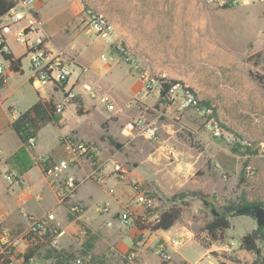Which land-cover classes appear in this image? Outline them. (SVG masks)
<instances>
[{
	"label": "rangeland",
	"instance_id": "obj_1",
	"mask_svg": "<svg viewBox=\"0 0 264 264\" xmlns=\"http://www.w3.org/2000/svg\"><path fill=\"white\" fill-rule=\"evenodd\" d=\"M69 2L79 8L71 19L66 11L67 0H29L27 6L33 11L41 8L42 27L52 48L64 52L82 68H70V80L79 75L77 83L91 87L98 96L109 95L114 108L107 111L84 92L75 93L81 103L82 114L78 115L75 98L63 101L60 96L49 95L55 102H63L64 109L59 114L60 126L50 124L40 130V150L54 152L67 135L97 147L104 162L100 171L108 173V180L96 183L88 178L89 184L81 185L79 191L83 196L93 195L92 208L102 203L108 209L107 194L119 202L115 215L126 207L132 219L151 222L162 210L180 204L178 198H172L174 195L186 194L184 200L188 203L168 231L136 233L124 255L111 248L113 243L105 245L98 238L87 240L78 255L88 254L90 248L98 246L102 255L110 256L103 259V264H252L256 256L240 249L239 238L255 229L253 220L230 218V228L223 233L222 240L209 246L203 228L212 217L211 207L221 212L224 206L243 200L264 204V0ZM94 13H101L112 22L114 47L88 32V17ZM23 25L24 22L11 25L6 38L9 40ZM102 54L109 64L100 60ZM0 65L8 69L1 56ZM22 66L23 75L8 76L7 87L0 90V96L16 90L7 102L13 103L16 117L29 107L36 94L25 81L31 73L27 57L22 58ZM143 74L158 83L179 82L182 90L192 91L202 105L212 108L227 130L242 136L249 145L230 147L212 139L205 131L203 118L190 109L180 110L179 99L160 102L157 88L145 89ZM255 75L263 79L258 81ZM136 117L154 123V140L121 133ZM3 119L0 116V125ZM109 137L117 146L109 142ZM4 144L8 153L16 150L19 141L12 134L5 136ZM25 160L29 159L24 149L10 159L21 174L26 171ZM114 164L123 172H115ZM248 168L254 174H249ZM28 178L31 184H22L21 188L0 174V209L13 214L28 211L41 215L53 207L51 192L37 170L28 172ZM135 184L151 207L136 203ZM21 192L29 193L31 198L25 199ZM192 192L207 196L209 205H204ZM129 231L127 226H114L105 239L114 242L118 233L124 236ZM180 238L184 240L183 246H172V241ZM258 246V264H263L264 239ZM131 253L134 257L129 259ZM44 257L47 258L46 249L39 254V259ZM50 262L55 264L52 259Z\"/></svg>",
	"mask_w": 264,
	"mask_h": 264
},
{
	"label": "built area",
	"instance_id": "obj_2",
	"mask_svg": "<svg viewBox=\"0 0 264 264\" xmlns=\"http://www.w3.org/2000/svg\"><path fill=\"white\" fill-rule=\"evenodd\" d=\"M210 3L213 0H208ZM29 0L19 1L17 5L6 15L0 18V56L8 52L4 32H7L13 24L24 22V25L18 29L13 37L16 43L25 48V56L28 58L31 77L30 84L39 91L42 88L51 87L54 94L61 95L63 101H71L76 94L73 87L67 88L71 77L70 68L73 70L75 64L64 52L57 50L51 51L47 48L44 39L40 35L30 41L29 34L37 33L40 29V22L35 16V12L28 5ZM23 10V11H22ZM88 32L93 33L96 37H100L115 46L116 38L114 37V27L112 22L101 13L90 14L88 17ZM100 60L109 64V60L105 55L100 56ZM5 61V60H4ZM8 63L7 61H5ZM12 74L9 69H5L0 65V76L8 78ZM144 87L149 91L157 88L160 92V83L150 80L145 74L142 75ZM83 90L92 100H97L105 110L112 111L114 106L109 95L98 96L91 87L84 85ZM179 99L180 110L190 109L194 113L203 118L204 128L212 139L218 140L230 147H245L249 143L236 132L227 130L222 123L214 116L212 108L202 105L193 93L182 90L179 84H173L166 95L165 102H173ZM64 109L63 102H55V110L57 114H61ZM121 133L125 136H134L135 134L143 137L145 140H154L157 136V127L154 123L146 121L143 117H136L126 124ZM60 145L64 150V156L59 159H53L49 156H34L35 165L40 169L46 183L53 190L58 206H66L71 216L77 217L82 213L83 206L75 202L76 193L80 187L82 180H78L71 173L75 168L88 165L90 172L88 178H92L96 183H102L101 167L104 162L99 157V151L94 144H90L76 136H64L60 140ZM36 139L29 138L26 144L28 150H34ZM1 153V149H0ZM115 172H123L118 164L113 165ZM249 174H254V170L247 169ZM3 177L7 181L17 182L16 178L9 172H4ZM136 193V203L143 207H151L147 196L138 191V185L133 186ZM110 193L113 190L109 191ZM98 210L106 212V205H101ZM23 217V223L19 227H13L6 221L5 217L0 213V264H52L51 258L39 259V254L43 250H51L52 252H60V218L56 212H47L46 214L37 216L25 211H20ZM120 226H128L133 222L127 208H123L116 218ZM182 238L173 240L172 246L180 248L183 246ZM39 246L35 255L26 258L30 248ZM134 254L129 255V259ZM167 257V256H163ZM71 264H97L90 256L81 254L75 256Z\"/></svg>",
	"mask_w": 264,
	"mask_h": 264
},
{
	"label": "crops",
	"instance_id": "obj_3",
	"mask_svg": "<svg viewBox=\"0 0 264 264\" xmlns=\"http://www.w3.org/2000/svg\"><path fill=\"white\" fill-rule=\"evenodd\" d=\"M39 10H41V8L35 10L34 12L37 14V16L39 18L40 29L35 34L34 33L29 34L28 37H29L30 41H32L36 37V35H40L44 39L47 48L49 50L55 52V50L52 48L48 38L46 37L48 34L46 35V32L44 31V29L42 27L41 15H40ZM66 11L69 12V14H70L69 19H71L72 17L74 18L78 14L79 8H77L75 5H71L69 0H67ZM10 29H11V26L9 27L7 32H4V38L6 40V45H7L8 51L15 58L26 57L25 56V48L23 46H21L20 44L15 42L14 37H13L14 34H12L9 37V40L6 38V34L10 33ZM30 36H33L34 38L31 40ZM14 50H16L18 53H15ZM76 66L80 67L79 63H77V65H75V68H76ZM21 70H22V75H23L24 71H23V66H22V59H21ZM14 74L15 73L12 72L11 75H14ZM30 77H31V73L29 74V76L26 77V80H25L29 84H30ZM78 78H80L79 75H78V77H76L72 80H69L67 88L72 86L74 93L81 94L82 92H84L86 94V92L83 90V87L86 84L82 85V84L77 83ZM7 83H6L5 87H7ZM15 91L16 90L14 89L8 95L0 96V116H2V118H4L1 125H0V149H1V153H0V174H2V177H3L4 172H9L11 175L13 173H15L16 175L15 176L13 175L14 178H16V180H17V182H15V183L18 184L22 188V184H25V183L31 184V180H29V178H28V172H30L33 169L37 170L40 177L46 183V180H45L44 176L42 175L40 169L34 163V160H33L34 156L44 155V156H49L53 159H59V158L64 156V150L60 144H59V146H57V149L54 152L51 151V153H48L47 151L40 150V146H39L38 140H37L39 133L37 134V137H36V147L38 146V148H37L38 150H36V152H33L32 150H28L26 148V146L24 147L21 144L17 135L15 134V132L10 127L11 122L16 118V115H14V105L12 102L10 104L7 103V102H9L8 100L11 98V96L13 95V93ZM35 92H36L35 97L32 100H30L29 107L32 104H34L38 98L48 99V98H50L49 95H51V94L55 97H57V96L61 97V95H59V94H54L51 87H49L48 89H45L44 91H35ZM5 104H7L6 107H5ZM29 107H27V108H29ZM10 115H12L11 120L9 118ZM12 134L15 135L16 138L18 139L19 145L17 146L15 151L7 153L5 151L4 138H5V136H9ZM80 139H82V138H80ZM82 140H84V139H82ZM23 149L27 151L29 160H25L26 171L24 172V174L23 173L21 174L17 170V167L11 163L10 159L16 151L23 150ZM1 170H3V173H1ZM89 172H90V169H89L88 165H84L80 168H75L74 170L71 171V173L74 174V176L78 180L83 181L81 183V185L89 184V182H86V180L88 179V176H89ZM101 177H103L104 182L105 181L107 182L108 173L105 170H103L101 172ZM46 185H47L48 189L50 190L52 198L54 200L53 207L51 209H49L47 212H51V211L56 212L60 218V251L65 252V253H72L74 257L78 256V254H79L78 251H81L83 249V245L87 240L92 239L95 241L98 238L97 239L98 241L104 240L105 245L109 244V243L110 244L113 243L111 245V248L116 249V251L118 252V254L120 256L124 255L127 252L126 250L129 248V246L133 240V236L140 231L134 226L133 222H132V224L127 226L128 229H130V231L127 233V235L120 236L118 233V235L116 236V240L114 242L113 241L108 242L107 239H105L108 235V232L113 231L114 226L120 227V228L123 227L117 223V221H116L117 215L114 214L115 206L119 205V202L117 201V199L115 197L106 194V196L108 197L107 203L109 205L108 209L110 210V213H108V211H106V212L101 211L100 212L98 210V208L102 205V203L100 204V206L98 208H92V205L94 203L93 195L88 194V195L83 196L82 194H80L79 193L80 188H81V185H80V187L77 190L76 197H75L74 201L80 203L83 206V211L79 216H77V217L72 216L71 217L67 211L66 206H61V205L58 206L57 205V200L55 198L53 190L48 186L47 183H46ZM20 195L25 196V199L31 198L29 193L21 192ZM35 199L37 202L40 201L39 196H37ZM25 212H28V211H25ZM47 212L42 213L41 215L46 214ZM0 213L5 217L8 224H10L13 227H19L23 223V217L21 216L20 213L13 214V213H9V212H4L2 209H0ZM68 215L70 216L71 219H69ZM37 216H40V215H37ZM141 232H143V231H141ZM152 233H157V232H152ZM142 249H144V247ZM82 254L90 256L92 258V260L94 262H96L97 264H103L102 263L103 259H105V258L107 259L108 257H110L109 255H106V256L102 255L100 253V250L98 249V246H96L95 248H93V247L90 248V252L88 254H86V253H82Z\"/></svg>",
	"mask_w": 264,
	"mask_h": 264
},
{
	"label": "trees",
	"instance_id": "obj_4",
	"mask_svg": "<svg viewBox=\"0 0 264 264\" xmlns=\"http://www.w3.org/2000/svg\"><path fill=\"white\" fill-rule=\"evenodd\" d=\"M19 1L24 0H0V18L8 14ZM2 59L8 62L9 71L15 74L22 75V58H15L8 51L7 53L2 54ZM254 77L258 81H261L263 79V77L260 75H255ZM6 83L7 78L0 76V90L5 88ZM173 84L181 85L176 81H160V102H164V96ZM187 91L192 93V91L190 90ZM73 103L78 104L76 112L78 115H81L82 111L80 108V101L75 98ZM50 124L60 126V115L56 113L55 100L52 97L48 99L38 98L34 104L20 113L11 122L10 127L17 135L21 144L25 147L29 138L36 139L39 131ZM108 140L112 145H116L114 140H112L110 137L108 138ZM191 194L195 197H198L204 205H209L206 202L207 196L203 195L200 192H192ZM185 197L186 194L174 195L172 198H178V201L180 203L178 206L172 205L162 210L158 214V216L151 222L141 220L140 218H134V226L140 231H168L179 219L183 209L188 206V203L184 200ZM211 215V219L204 225L203 228L209 241L207 244L208 246L214 242L222 240L223 233L230 228V218L247 217L255 222V229L239 238V247L241 250L255 255L256 259L252 262V264H258V261L261 257V251L258 246V242L264 239V204L243 200L242 202L235 205L224 206L221 212L211 207ZM208 246H205V248H208ZM38 249L39 246L30 248L27 252L26 258L34 256ZM46 257L51 258L53 261H55V264H64L74 258L72 253H65L62 251L52 252L51 250H46ZM262 262H264V260H262Z\"/></svg>",
	"mask_w": 264,
	"mask_h": 264
}]
</instances>
